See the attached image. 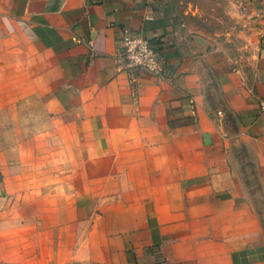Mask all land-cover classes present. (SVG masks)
<instances>
[{
	"label": "crops",
	"instance_id": "obj_1",
	"mask_svg": "<svg viewBox=\"0 0 264 264\" xmlns=\"http://www.w3.org/2000/svg\"><path fill=\"white\" fill-rule=\"evenodd\" d=\"M227 2L218 39L202 0H0V264H264V0Z\"/></svg>",
	"mask_w": 264,
	"mask_h": 264
},
{
	"label": "built area",
	"instance_id": "obj_2",
	"mask_svg": "<svg viewBox=\"0 0 264 264\" xmlns=\"http://www.w3.org/2000/svg\"><path fill=\"white\" fill-rule=\"evenodd\" d=\"M118 57L129 76L139 71H145L157 79L164 75L160 53L147 39L139 35L122 33ZM261 108L264 109V106L261 105Z\"/></svg>",
	"mask_w": 264,
	"mask_h": 264
},
{
	"label": "rangeland",
	"instance_id": "obj_3",
	"mask_svg": "<svg viewBox=\"0 0 264 264\" xmlns=\"http://www.w3.org/2000/svg\"><path fill=\"white\" fill-rule=\"evenodd\" d=\"M227 4V0H202L204 15H206V28L218 39L226 37L229 29L234 26L233 20L226 15ZM251 184L252 186L255 184V194L251 193V202L256 214L260 217L262 250L264 251V199L258 192V184L253 183V181H251Z\"/></svg>",
	"mask_w": 264,
	"mask_h": 264
}]
</instances>
